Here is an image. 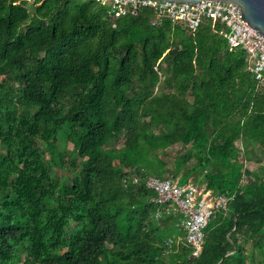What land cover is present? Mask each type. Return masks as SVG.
<instances>
[{"label":"trees","instance_id":"trees-1","mask_svg":"<svg viewBox=\"0 0 264 264\" xmlns=\"http://www.w3.org/2000/svg\"><path fill=\"white\" fill-rule=\"evenodd\" d=\"M152 20L0 0V264H264V87L220 20ZM150 176L232 197L199 256Z\"/></svg>","mask_w":264,"mask_h":264},{"label":"built area","instance_id":"built-area-1","mask_svg":"<svg viewBox=\"0 0 264 264\" xmlns=\"http://www.w3.org/2000/svg\"><path fill=\"white\" fill-rule=\"evenodd\" d=\"M107 7L108 14L116 19L149 8L153 13L152 25L164 20L197 29L210 19L220 20L226 27L225 37L230 49L241 48L248 60V70L260 87H264V36L251 28L243 19L240 7L232 2L204 0L200 2L159 0H92ZM147 186L157 194V203L165 207L177 206L185 216L182 226L185 236L166 241L168 247L183 243L199 256L204 245L205 229L217 208L228 210L232 197L214 196L204 186L190 179L181 184L179 179H161L150 176ZM175 207V206H174Z\"/></svg>","mask_w":264,"mask_h":264},{"label":"water","instance_id":"water-1","mask_svg":"<svg viewBox=\"0 0 264 264\" xmlns=\"http://www.w3.org/2000/svg\"><path fill=\"white\" fill-rule=\"evenodd\" d=\"M159 1H187L200 2L204 0H159ZM238 5L242 11L244 21L254 30L264 36V0H221Z\"/></svg>","mask_w":264,"mask_h":264},{"label":"rangeland","instance_id":"rangeland-1","mask_svg":"<svg viewBox=\"0 0 264 264\" xmlns=\"http://www.w3.org/2000/svg\"><path fill=\"white\" fill-rule=\"evenodd\" d=\"M117 147H121V144H119ZM71 148H72V146L70 145L68 149H71ZM177 153H178V148H176V147L170 148L167 151L166 156H165L167 158V161L171 162L175 157H177ZM248 168L251 171H257L260 167L258 165H256L255 163H251L248 165ZM57 172L59 173V176H61V177L66 176V175L69 176V173L65 170L58 169ZM174 206L177 208L176 205H174Z\"/></svg>","mask_w":264,"mask_h":264}]
</instances>
